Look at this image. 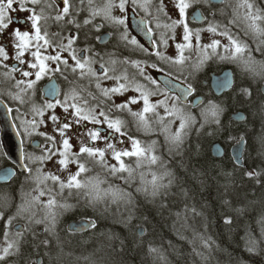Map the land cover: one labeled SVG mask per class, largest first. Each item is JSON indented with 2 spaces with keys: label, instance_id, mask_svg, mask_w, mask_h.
I'll return each mask as SVG.
<instances>
[{
  "label": "snow or ice",
  "instance_id": "snow-or-ice-1",
  "mask_svg": "<svg viewBox=\"0 0 264 264\" xmlns=\"http://www.w3.org/2000/svg\"><path fill=\"white\" fill-rule=\"evenodd\" d=\"M220 3L224 7L213 11V0H0V83L8 85L0 90V107L19 137L15 165L0 178L23 176L30 186L14 212L0 209V264H62L57 225L66 212L83 206L118 215L131 225L141 197L163 207L179 186L176 158L183 167L185 142L193 129L200 132L212 124V134L233 138L221 117L233 99L254 103L253 91L233 88L227 101L201 100L197 107L203 122L196 127L191 78L218 58L237 65L241 75L264 80V59L254 56L258 52L264 57V0ZM226 8L231 9L226 20H218L217 13L225 15ZM129 11L139 16L138 27L150 46L131 34ZM195 22L202 26H193ZM106 26L111 31H102ZM202 33L210 34V42H201ZM173 46L174 54H169ZM136 53L142 58H133ZM157 72L168 77L164 87L155 78ZM173 80L183 88L172 91L176 85H168ZM232 84L233 78L226 76L217 87ZM33 137L40 139L29 151ZM236 143L240 147L234 158L240 164V148L247 141L241 135ZM12 154L11 148L3 153ZM242 176L264 185V169H245ZM189 211L193 217L203 215L185 206V221ZM98 218L77 222L68 231L96 230ZM232 222L224 218L226 225ZM258 223L264 239V217ZM137 231L144 235L142 227ZM246 235L247 250L256 252L260 241L250 232ZM109 239L120 238L113 234ZM197 240L208 252L214 242L193 229V253L207 261L196 248ZM149 253L160 256L155 247Z\"/></svg>",
  "mask_w": 264,
  "mask_h": 264
},
{
  "label": "trees",
  "instance_id": "trees-1",
  "mask_svg": "<svg viewBox=\"0 0 264 264\" xmlns=\"http://www.w3.org/2000/svg\"><path fill=\"white\" fill-rule=\"evenodd\" d=\"M254 56L257 60L264 59L258 52ZM231 67L234 72L232 89L250 87L254 101L252 104H240L233 99L226 108L221 120L231 129L233 138L212 134L215 128L212 124H206L200 132L193 129L185 142L183 167L180 166L181 158H176L179 186L172 189L173 195L163 202V207L160 201L151 203L141 197V208L131 225L122 223L118 215L101 214L83 206L66 212L57 225V233L64 247L62 264H264V239L260 237L261 224L258 223L264 217V185L242 176L245 169H264V112L260 111V103L264 99L261 92L264 80L248 74L241 75L237 65ZM211 70L217 68L210 64L204 66L200 73ZM232 89L221 97H215L203 88H199V92L204 95L203 101L207 104L208 101H227L229 95L234 96ZM237 111L245 117L239 123L230 120V115ZM193 114L198 121L196 127H199L202 118L197 111H193ZM241 135L247 143L242 152L243 165L238 167L230 157L229 149ZM161 137L152 138L161 140ZM215 142L224 149L220 159H215L210 152ZM181 188L188 192L187 196ZM13 194L11 205L0 200L2 209L6 203L14 212L21 203L22 197L15 191ZM226 200L229 201L228 206L224 205ZM70 203L75 204V201ZM185 206L188 209L195 207L203 215L193 217L189 211L185 221ZM37 212L41 210L37 208ZM226 216L232 218L231 225L224 223ZM97 217L99 227L96 230L88 229L83 233H69L66 230L69 221ZM38 227L42 229L43 226ZM141 227L144 235L138 236L136 230ZM193 229L214 242L211 252H208L196 241L197 250L204 251L205 256L209 257L207 261L193 253ZM249 232L260 241L256 252L247 250L246 234ZM113 234L125 241L123 246L120 239H109ZM149 247L158 248L160 256L150 254Z\"/></svg>",
  "mask_w": 264,
  "mask_h": 264
},
{
  "label": "flooded vegetation",
  "instance_id": "flooded-vegetation-1",
  "mask_svg": "<svg viewBox=\"0 0 264 264\" xmlns=\"http://www.w3.org/2000/svg\"><path fill=\"white\" fill-rule=\"evenodd\" d=\"M215 5L217 7L215 9H213V11H216L218 8L224 7V5H222L221 3L215 4ZM205 7H207V6H205ZM230 10H231L230 8H226L225 9V15H221L218 12L217 13V19L218 20H226V16L228 14H230V12H231ZM201 12H204V8H201ZM205 15H207L206 12H205ZM128 16H129V30H130L131 34L132 35H135L137 37V39L141 43H143L145 46H150L151 45V40L138 27L139 16L135 12H132V11H129ZM193 26H202V22L201 23L195 22ZM102 31H111V29L108 26H106L105 29H103ZM203 34L204 33H202V35ZM202 35H201V37H202ZM146 39H148L149 41H147ZM112 43H114V42H110L109 43V47L107 48V50H109V51L112 50V48H111V44ZM174 51H175V49H174V46H173L169 50V54H174ZM125 54H128V53H125ZM133 58H142V57L140 56L139 53H136L133 56ZM210 64L213 65L215 68H217V70H211V71H207L205 73H200L199 72V74L196 73V75L193 78H191L192 79V82L194 83V86L196 88V92L194 93V96L195 97H200V98H202V100H203L204 95H202L201 91L199 92V88L207 89V90H209V92L213 96H215L214 93L212 92V90L210 88V84H209L211 74L218 75L221 72H223L224 70L229 69L232 72L233 83H234V74H233L234 72H233V69H232L231 66L232 65H235V64H228L227 62L221 61L218 58H214L213 60H210L205 66H210ZM159 75H164V76L167 77L166 74L158 73L157 72V73H155V78L157 79V77ZM173 81H175V80H173ZM175 82H177L179 84H182L179 81H175ZM57 83L59 84V86L61 88L64 87V85L61 82L58 81ZM43 86L46 87V83ZM7 87H8L7 84L0 83V90H5ZM228 92H226L224 94H227ZM224 94H222L221 96H223ZM221 96H215V97H221ZM189 99H192V98L190 97ZM198 108L199 107H195V108H192L191 107V110L192 111H196ZM0 113H4L3 107H0ZM1 134H2V129L0 127V145H3V142H2V139H1ZM39 139L40 138H38V137H33V141H29L28 142L29 145H31L28 148L29 151L35 150L34 149V143L33 142L34 141H38ZM15 143H19V137H18V139L15 140ZM15 149H16V147H15ZM3 153H4V147L3 148H0V169H3V168H10V169H12L14 167V165L6 158V156L3 155ZM22 185H23V187H22ZM28 188H29V185H25L24 184V178H23V176H19L18 175L17 177H13L8 183L0 184V200L5 201L9 205H11L12 204L11 202H12V199H13V195H14L13 194L14 191L16 193H18V195H20L23 198L24 195H25V193L28 191ZM22 198H21V203L23 202V199ZM0 209H2V208L0 207Z\"/></svg>",
  "mask_w": 264,
  "mask_h": 264
},
{
  "label": "water",
  "instance_id": "water-1",
  "mask_svg": "<svg viewBox=\"0 0 264 264\" xmlns=\"http://www.w3.org/2000/svg\"><path fill=\"white\" fill-rule=\"evenodd\" d=\"M213 3L218 4V3H220V0H213ZM197 23H201V22H197ZM146 40L149 41L148 39H146ZM226 76H231L232 77L231 70H229V69L224 70L223 72H221L218 75L211 74L209 84H210V88H211V90H212V92L214 93L215 96H221L222 94H224V93H226V92H228V91H230L232 89L233 84L228 89H218V87H217V84H218L219 80L222 79V78H224V77H226ZM157 79H158V82L160 83L161 87H164L165 86V82L168 80V77H166L164 75H159L157 77ZM173 84L176 85V87H173L172 88V91H174V92L177 91L178 89H182L183 88V84H179V83H177L175 81H171V83L168 86H171ZM261 92L264 94V86L261 88ZM201 100H202V98L195 97V100L193 101L191 107L192 108H195V107H197V105H200ZM239 114H242V113L239 112V111L233 112L230 115V120L232 122H235V123L242 122L244 119H238L237 118V116ZM8 119L9 118L5 117L4 113H0V122H2V123H0V127L2 129L1 139H2V142H3V146H4V152L9 151L10 148L12 149V153L13 154L11 156H9V157H6V158L13 165H15V156L18 154V151H19L18 148L15 149V145H18V143H15V140L18 139V137L16 135L15 130L9 125V123L6 122ZM238 147H240V146L237 145V143L234 144V145H232L230 147V149H229V155L232 158L233 162L237 166L240 167V166L243 165V162H242V152H243L244 146L242 148H240V155H241V163L240 164H237L236 163V160L234 158L235 157V154H236V150H237ZM210 152H211V155L215 159H220L224 155V149H223V147L218 142H215V143H213L211 145ZM5 170H9L10 171L11 169L10 168L0 169V177H2L3 171H5ZM10 180L5 181L4 179L0 178V184L8 183ZM77 222H86V220L71 221V222H69L67 224L66 230L68 231V229H69L70 226L75 227L76 224H77ZM137 230H136V233H137L138 236H140L138 234V231ZM83 232H86V231L75 232V233H83ZM70 233H72V232H70Z\"/></svg>",
  "mask_w": 264,
  "mask_h": 264
},
{
  "label": "rangeland",
  "instance_id": "rangeland-1",
  "mask_svg": "<svg viewBox=\"0 0 264 264\" xmlns=\"http://www.w3.org/2000/svg\"><path fill=\"white\" fill-rule=\"evenodd\" d=\"M230 11H231V10H230ZM210 39H211L210 34H208V33H204V34L202 35V37H201V42H202V43H208V42H210ZM108 83L110 84L111 82H108ZM129 94H134V93H129ZM133 110H138V109L134 106V107H133ZM161 111H162V110H161ZM196 111H197L198 114L200 115V108L197 109ZM177 126H178V122H177V124L174 125L173 127L175 128V127H177ZM160 141H163V137H161V140H160ZM101 146H103V145L101 144ZM48 167L51 168L52 166L49 165ZM93 174H94V173H93ZM23 198H24V197H23ZM18 205H19V204H18ZM3 207H4V208L7 207L6 203L4 204ZM33 210L37 212V208H35V209H33ZM37 214L40 215V214H42V213H41V212H37Z\"/></svg>",
  "mask_w": 264,
  "mask_h": 264
}]
</instances>
